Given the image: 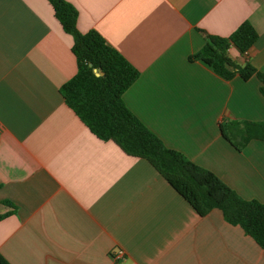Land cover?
I'll return each instance as SVG.
<instances>
[{
	"label": "crops",
	"instance_id": "crops-1",
	"mask_svg": "<svg viewBox=\"0 0 264 264\" xmlns=\"http://www.w3.org/2000/svg\"><path fill=\"white\" fill-rule=\"evenodd\" d=\"M140 75L123 98L170 148L264 202V141L241 150L221 124L264 121L256 75L201 60L208 34L245 20L259 33L229 56L264 71V0H68ZM73 36L48 0H0V261L10 264H264V249L219 208L200 215L145 158L94 134L65 102ZM124 249L126 257L112 253Z\"/></svg>",
	"mask_w": 264,
	"mask_h": 264
},
{
	"label": "trees",
	"instance_id": "trees-1",
	"mask_svg": "<svg viewBox=\"0 0 264 264\" xmlns=\"http://www.w3.org/2000/svg\"><path fill=\"white\" fill-rule=\"evenodd\" d=\"M63 29L73 36L76 74L61 86L66 104L99 138L113 140L127 154L147 159L200 215L214 208L240 225L264 249V202L242 197L216 173L168 147L127 106L123 94L140 71L97 30L82 32L79 12L68 0H48ZM259 33L250 20L229 36L208 34L203 48L190 56L201 60L220 76L244 79L256 75L264 95V71L251 63L237 64L228 54L231 44L246 52ZM97 71L101 72L99 75ZM223 135L241 150L252 139L264 141V121L242 120L221 124ZM7 214H0V220ZM0 264H10L1 258Z\"/></svg>",
	"mask_w": 264,
	"mask_h": 264
},
{
	"label": "built area",
	"instance_id": "built-area-1",
	"mask_svg": "<svg viewBox=\"0 0 264 264\" xmlns=\"http://www.w3.org/2000/svg\"><path fill=\"white\" fill-rule=\"evenodd\" d=\"M0 132H1V125H0ZM112 255L114 259L120 260L126 257V252L124 249L119 248L115 252H113Z\"/></svg>",
	"mask_w": 264,
	"mask_h": 264
},
{
	"label": "water",
	"instance_id": "water-1",
	"mask_svg": "<svg viewBox=\"0 0 264 264\" xmlns=\"http://www.w3.org/2000/svg\"><path fill=\"white\" fill-rule=\"evenodd\" d=\"M96 73L99 75L101 72L97 71Z\"/></svg>",
	"mask_w": 264,
	"mask_h": 264
}]
</instances>
